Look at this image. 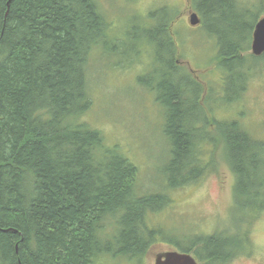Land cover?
<instances>
[{"label":"trees","instance_id":"16d2710c","mask_svg":"<svg viewBox=\"0 0 264 264\" xmlns=\"http://www.w3.org/2000/svg\"><path fill=\"white\" fill-rule=\"evenodd\" d=\"M98 4L0 0V264H97L104 253L141 258L155 238L145 217L168 196L137 194L136 166L80 120L91 105L92 49L122 52L117 40L106 41L108 22ZM191 4L209 30L217 32L218 18L222 37L214 61L229 76L226 99L238 97L264 67V52H250L264 0L246 8V16L255 12L253 22L235 11L240 0ZM156 14L153 25L129 34L155 46L151 75L139 81L156 76L147 85L164 107L168 186L197 182L210 168L207 146L218 148L234 176L231 210L246 217L234 224L240 230L196 236L182 251L222 264L243 249L241 224L264 212V138L237 117H214L211 89L178 64L170 18L162 22L167 14Z\"/></svg>","mask_w":264,"mask_h":264},{"label":"rangeland","instance_id":"374dc122","mask_svg":"<svg viewBox=\"0 0 264 264\" xmlns=\"http://www.w3.org/2000/svg\"><path fill=\"white\" fill-rule=\"evenodd\" d=\"M240 1L242 5L237 4L235 11L243 13L246 22H253L255 12L251 10L246 16V8L259 0ZM98 3L108 22L106 41L112 43L117 40L122 52L104 53L101 48L92 49L88 74L91 105L80 120L98 129L106 145L118 148V153L136 166L137 194L160 191L169 200L145 217V226L155 230V238L141 258L104 253L97 264H154L155 254L182 251L196 236L221 231L231 234L240 230L234 224L246 217L242 212L231 210L234 176L218 148L207 146L209 149L203 157L210 158V168L197 182L175 189L168 186L169 175L165 171L168 141L162 130L164 107L156 102L154 92L148 90L150 82H156V76L145 77V83L139 81L140 76L151 75L149 72L156 63L155 46L149 39L136 36L155 23L159 14L153 15L154 12L161 10L167 14L168 17L162 15L160 20L164 22L170 18L167 25L178 46L177 62L211 89L208 104L214 117L219 120L237 117L243 125L251 128L253 135L262 138L264 67L251 77L244 92L238 97L231 94L230 97L234 98L227 100L225 88L229 76L214 61L219 48L218 40L222 37L218 18L214 25L220 36L204 23L190 25V13L195 11L199 16L191 0H98ZM262 15L264 9L258 17ZM131 31L135 37L129 34ZM131 48L134 50L129 51ZM241 228L243 249L222 264H264V212L250 224H241ZM120 246L114 247L117 250ZM190 254L196 257L193 251Z\"/></svg>","mask_w":264,"mask_h":264},{"label":"water","instance_id":"95a60500","mask_svg":"<svg viewBox=\"0 0 264 264\" xmlns=\"http://www.w3.org/2000/svg\"><path fill=\"white\" fill-rule=\"evenodd\" d=\"M200 19L196 12L189 15L190 25H197ZM250 52L259 56L264 52V16L259 18L253 27L250 42ZM154 264H198L189 252L169 250L155 254Z\"/></svg>","mask_w":264,"mask_h":264},{"label":"flooded vegetation","instance_id":"af4514ba","mask_svg":"<svg viewBox=\"0 0 264 264\" xmlns=\"http://www.w3.org/2000/svg\"><path fill=\"white\" fill-rule=\"evenodd\" d=\"M200 264V263H199Z\"/></svg>","mask_w":264,"mask_h":264}]
</instances>
